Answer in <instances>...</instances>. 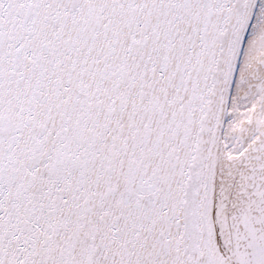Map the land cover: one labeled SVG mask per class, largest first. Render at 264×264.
<instances>
[{
    "label": "snow or ice",
    "instance_id": "snow-or-ice-1",
    "mask_svg": "<svg viewBox=\"0 0 264 264\" xmlns=\"http://www.w3.org/2000/svg\"><path fill=\"white\" fill-rule=\"evenodd\" d=\"M0 264H264V0H0Z\"/></svg>",
    "mask_w": 264,
    "mask_h": 264
}]
</instances>
